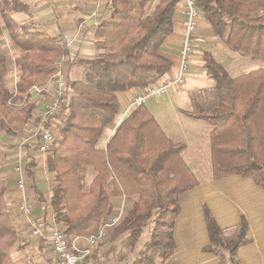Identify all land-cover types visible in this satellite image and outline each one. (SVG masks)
I'll return each mask as SVG.
<instances>
[{
  "label": "trees",
  "instance_id": "trees-1",
  "mask_svg": "<svg viewBox=\"0 0 264 264\" xmlns=\"http://www.w3.org/2000/svg\"><path fill=\"white\" fill-rule=\"evenodd\" d=\"M4 1L0 40L7 30L20 70L15 90L10 89L6 84L8 58L0 43V114L6 132L16 133L34 117L35 102L30 95L33 85L47 82L64 64H86L83 76L69 81L71 92L66 98L61 137L54 154L48 157V168L58 180L50 211L61 224L60 229L66 234L96 235L111 216L115 198L136 194L138 199L112 231V239L129 231L127 245L134 248L145 228L151 227L137 264H168L176 249L173 229L180 211L178 199L191 187L185 177L189 171L180 168L183 144L161 141L154 125L146 128L151 138L147 137L145 144L142 125L129 141H119L125 119L105 149L98 145L105 127L119 116L117 93L156 84L171 68V61L159 49L173 31L175 7L180 0H158L148 13L151 0H110V17L99 22L95 32L98 53L78 59H71L70 46L61 35L20 24L12 17V11L32 16L29 4ZM198 4L213 31L229 48L264 63V0H198ZM204 61L218 101L191 115L213 124V154L218 150L244 156L230 169L218 165L222 169L219 173H240L264 188V66L234 78L209 50L204 51ZM231 121L241 129L239 145V140L228 139L227 132L222 131ZM253 123L260 125V136L254 134ZM88 167L95 176L87 186ZM180 171L184 172L181 177ZM117 174L123 186L116 182ZM6 190L0 176V264H9L11 249L20 239L6 205ZM204 211L210 238L205 249L218 256V264H240L239 248L249 241L247 220L242 218L233 235L225 237V229L207 208Z\"/></svg>",
  "mask_w": 264,
  "mask_h": 264
},
{
  "label": "crops",
  "instance_id": "crops-1",
  "mask_svg": "<svg viewBox=\"0 0 264 264\" xmlns=\"http://www.w3.org/2000/svg\"><path fill=\"white\" fill-rule=\"evenodd\" d=\"M23 1L31 6L32 16L22 11H12L11 15L18 23L28 24L49 34L64 37L70 46L71 59L90 58L98 53L95 32L99 22L110 17V0ZM148 5L147 13L150 12ZM183 7L184 4L180 0L175 7L173 31L159 49L161 55L171 61V68L156 84L173 78L178 72L179 48L183 38L181 35ZM22 13L28 17L27 20H23ZM198 21L195 47L184 83L173 86L169 89V94L155 97L141 108L131 109L129 104L142 88L134 87L118 92L119 116L105 127L98 147L106 148L107 141L123 120L126 119L125 122L129 123L139 116H144V122H148V126L154 125V131L161 141L165 139L166 144H183L184 148L179 155L180 168L189 171V176L185 177L188 183H191V187L178 199L180 211L173 229L176 249L167 260L168 264H218V256L205 249L210 243L205 208L211 212L217 224L225 229V237L228 234L233 235L239 222L245 218L249 241L239 248L240 264H264V188L240 173H219L222 169L217 168L212 148L214 126L208 120L191 115L198 108H207L218 101L214 80L208 75L205 67V50H209L234 78L262 68L264 63L258 64L254 62L257 60L229 48L213 31L209 20L202 13ZM3 39L7 45H11L7 30ZM2 52L6 54L9 61L7 53L3 50ZM12 58L14 68L12 65L8 68L6 84L10 89L15 90L20 70L15 63V56ZM85 65V63H73L64 64L61 67L68 82H72L83 76ZM13 69L15 72L12 71ZM55 81L49 82L41 92L30 89L31 98L35 102L34 117L16 133L6 132L1 125L2 115L0 114V176L7 184L6 205L19 238L32 240L34 243L40 239L31 236L28 220L18 208L21 202L29 203L33 216L45 220L47 227L58 226L54 214L50 211L49 203L53 196V189L58 184L56 173L48 168L49 155L39 152L30 139L33 132L31 124L53 97L56 89ZM44 82L42 81L39 85L43 86ZM60 120V118L56 119L53 123L59 138L63 127ZM130 138H132L131 135H126L123 139L129 141ZM222 147L225 148L226 145L222 144ZM86 172L85 182L87 180L90 185L95 171L92 167H88ZM20 182L24 184L22 189L18 187ZM135 196L136 194L123 195L125 198L123 202L129 201L126 198H135ZM133 203L131 202V207ZM121 206L125 208L124 204L115 205L112 213ZM111 230L113 231L114 228L108 229L107 232ZM42 243V247L48 246L47 240ZM79 243L86 245L87 241L81 239ZM11 253L12 249L10 255ZM51 254L53 257L52 251Z\"/></svg>",
  "mask_w": 264,
  "mask_h": 264
},
{
  "label": "built area",
  "instance_id": "built-area-1",
  "mask_svg": "<svg viewBox=\"0 0 264 264\" xmlns=\"http://www.w3.org/2000/svg\"><path fill=\"white\" fill-rule=\"evenodd\" d=\"M184 4V17L182 20L183 35L180 49V64L177 74L159 84H152L142 88L134 97L129 108H140L155 97L169 94L173 86L182 84L185 81L186 73L189 69L190 58L195 47V39L198 28V20L201 16V9L198 0H181ZM69 45V43H68ZM52 80H56V89L53 97L43 108L39 117L32 122V145L41 153L53 155L59 140L58 133L53 127L56 119H61L63 124L66 98L70 94L69 82L65 77L64 70L60 68L43 85H33L31 89L39 92ZM19 188L24 184L20 182ZM19 210L25 215L29 223L31 236L48 240L53 252L52 264H90L93 254V245L97 244L106 237L107 230L116 228L125 216V208L121 206L116 212L112 213L107 222L99 229L96 235L89 237L66 234L58 226H48L45 220L33 216V210L29 203L21 202ZM81 239H86L87 244L81 245Z\"/></svg>",
  "mask_w": 264,
  "mask_h": 264
},
{
  "label": "rangeland",
  "instance_id": "rangeland-1",
  "mask_svg": "<svg viewBox=\"0 0 264 264\" xmlns=\"http://www.w3.org/2000/svg\"><path fill=\"white\" fill-rule=\"evenodd\" d=\"M157 1L158 0L154 2L150 1L148 5L149 11H151L152 8H154ZM32 2H34V0H32ZM4 6H5V1L0 0V10ZM22 14L23 15L21 16L23 17V20H27L28 17L24 13ZM0 20H1V12H0ZM0 43H1V46L3 47L2 50L5 53H7V55L9 56V61H8L9 67L12 65V67L14 68V61L12 57L16 56L15 49L13 48L12 45L10 46L7 45V43L4 41L3 38L0 40ZM89 44L92 45V43H89ZM85 54H91V53H85ZM254 62L259 64L261 61H254ZM12 71H14V69ZM9 84L10 86H12L11 82H9ZM143 117L144 116H139V118L135 117L131 121H129V123L127 122L125 127L123 126L122 129L120 130V136L118 140L122 141L126 135L134 136L136 134V130L142 125V130L144 133L143 144H145V139L147 141V137H151V136L149 135L147 136L146 134V128H148V122H144L145 120ZM256 125H257L256 123H253L254 134L256 136H260L262 129L259 124L257 126ZM222 131L227 132L226 134H227L228 139L234 142L236 140H239L237 141L238 142L237 145L240 144L241 129L239 128V125L237 122L231 121V123L227 125L225 128H223ZM225 155L226 153L224 154V153H221V151L215 150L214 159L216 160V165H222V168H226V169H230L234 165L236 166L237 162H239L241 159L244 158V156L241 154L232 155L230 153H227V155L226 156ZM85 174H87V172ZM183 174H184L183 171L179 172L180 177ZM117 175L118 176H116V182L118 183V185L123 186L124 182L121 180V176L119 174ZM93 176H95V172H93ZM87 177L90 178V176H87ZM85 184L88 186L87 180ZM124 199L125 198L123 197V195L122 197L118 196L115 198L114 202H116L115 205L124 204L125 213H126L131 207V202H134V200L138 199V195H136L135 198L134 197H131L130 199L129 197L126 198L129 200L127 202H123ZM58 227L59 228L61 227L60 223H58ZM150 228L151 227L145 228L144 232L142 233L141 238L139 239L136 247L134 248H131L127 245V236L129 234V231L121 234L117 240L112 239V230L107 232V236L103 239V241L101 240L95 245L93 249V255H91L92 256L91 264H137L138 258L140 257V250L143 246V243L149 237ZM231 236H229L228 234L226 237H231ZM43 241H44L43 239H40V241H38L37 243L36 242L34 243V241L32 240H28L23 237L20 238L17 245H15L12 248V253H11V258H10L11 260L9 264H52L53 257L51 254V251H52L51 246L50 244H48L49 241L47 240L48 246H46V248L42 247L41 245L43 244L42 243Z\"/></svg>",
  "mask_w": 264,
  "mask_h": 264
}]
</instances>
